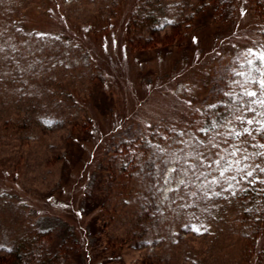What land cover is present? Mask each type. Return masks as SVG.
Here are the masks:
<instances>
[{
	"label": "rangeland",
	"instance_id": "obj_1",
	"mask_svg": "<svg viewBox=\"0 0 264 264\" xmlns=\"http://www.w3.org/2000/svg\"><path fill=\"white\" fill-rule=\"evenodd\" d=\"M222 1L0 0V264H257L264 18Z\"/></svg>",
	"mask_w": 264,
	"mask_h": 264
},
{
	"label": "trees",
	"instance_id": "obj_2",
	"mask_svg": "<svg viewBox=\"0 0 264 264\" xmlns=\"http://www.w3.org/2000/svg\"><path fill=\"white\" fill-rule=\"evenodd\" d=\"M230 0H223L222 1V6L226 5L228 7ZM253 4V8L255 9L254 11L257 12L259 17L264 18V0H250ZM201 2L199 5V8L197 12H200L204 8H207L208 5L210 6L211 3H216L218 7L219 2L221 0H199ZM214 6V5H213ZM215 7V6H214ZM225 7V6H224ZM223 7V8H224ZM261 28L264 31V23L261 24ZM216 109V108H215ZM255 139L253 141H256L257 146L261 148V150L264 152V147H261V145H264V128L262 130L258 131V133L254 134ZM241 196L243 197H248L250 202L254 201V204L257 206L258 210L256 212L254 211L253 214H255V218H252V224H253V230H254V237L258 236V234L261 232V227L262 223L264 222V182L260 178L258 179L257 177L246 183L244 189L241 192ZM252 213H247L246 218L250 220V216ZM255 224V226H254ZM33 238V237H32ZM31 238V239H32ZM26 245L23 246V243L20 244L19 248H16V252L19 255H24L27 254V251H30V247H26ZM263 251V249H261ZM259 251L256 253L257 259L256 263L257 264H264V252ZM21 253V254H20ZM21 258H16L12 262H9V264H31L30 260H25L21 263ZM3 264V263H2ZM5 264V263H4Z\"/></svg>",
	"mask_w": 264,
	"mask_h": 264
},
{
	"label": "snow or ice",
	"instance_id": "obj_3",
	"mask_svg": "<svg viewBox=\"0 0 264 264\" xmlns=\"http://www.w3.org/2000/svg\"><path fill=\"white\" fill-rule=\"evenodd\" d=\"M262 61H264V57H261ZM261 87L264 88V81H261ZM248 95H251V96H255L256 93L255 92H250V93H247ZM248 123H251V121H248ZM261 147H264V145H261ZM262 171H264V169H261ZM248 175H251V172L248 173Z\"/></svg>",
	"mask_w": 264,
	"mask_h": 264
}]
</instances>
